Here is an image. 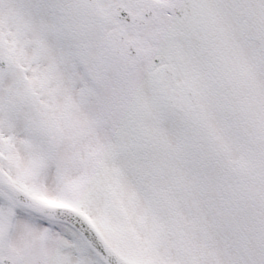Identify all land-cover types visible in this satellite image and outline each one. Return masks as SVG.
<instances>
[{"label": "snow or ice", "instance_id": "obj_1", "mask_svg": "<svg viewBox=\"0 0 264 264\" xmlns=\"http://www.w3.org/2000/svg\"><path fill=\"white\" fill-rule=\"evenodd\" d=\"M0 264H264V0H0Z\"/></svg>", "mask_w": 264, "mask_h": 264}]
</instances>
